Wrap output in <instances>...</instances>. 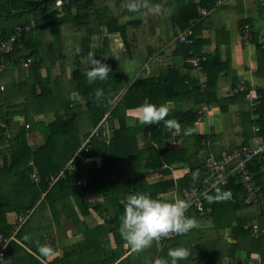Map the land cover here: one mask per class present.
I'll use <instances>...</instances> for the list:
<instances>
[{
    "label": "crops",
    "instance_id": "1",
    "mask_svg": "<svg viewBox=\"0 0 264 264\" xmlns=\"http://www.w3.org/2000/svg\"><path fill=\"white\" fill-rule=\"evenodd\" d=\"M25 1L36 0H15L16 7L6 0H0V37H9L17 26L35 21V26L27 31L18 50L14 52L16 62L6 66L0 73V121L8 126L7 129L0 127V131L6 134L4 144L0 143V201L3 204L2 218L9 229L29 209L26 206L32 196L31 190L19 182L21 167L10 170L4 166L6 162L8 166L10 164V147L17 139L23 138L31 149H36L45 139L40 126L51 123L57 113L64 112L70 106H85L84 98L75 90L76 80L73 76L78 70L84 75L90 56L114 67L111 83L116 84V100L137 79L158 77L167 68L172 70L174 67L180 75L188 76V79L196 76L194 68L190 69L187 65L191 57H184L183 46L175 37L176 28L172 23V16L181 10V0H142L149 7L151 3L158 5V14L146 7L134 13L129 12L126 8L128 0H78L75 3L72 0L70 5L63 6L55 14L41 15L23 8ZM205 3L208 13L195 20L196 37L202 39L206 46L207 58H210L208 70L214 74L219 71V75L214 87L215 100L209 103V114L202 121H196L194 133L213 136V150L216 153L240 145L247 137L251 138L249 144L253 147L261 137L255 136L258 127L254 124L251 127L250 124L256 118L254 110L260 102V93L264 92V0H207ZM119 26L125 28V33L117 30ZM245 29L248 30V38L244 37ZM251 31L257 35L260 46L253 42ZM30 52L32 55L24 58ZM27 59L31 61L25 66ZM218 67H222L221 70ZM114 77H121L122 85L116 83L117 78ZM240 87L244 89L235 92ZM95 88L103 90V81L98 80ZM245 90V95L235 97ZM176 96L182 99L167 100L169 110L183 111L206 104L195 105L193 96L187 98L189 94L185 92ZM45 97L47 101H43ZM222 102L228 107L225 112L221 110ZM45 107L57 110L44 112ZM139 114V106L126 110L129 126L133 127L139 122ZM77 123L82 127L79 133L81 138L91 121L85 115ZM19 133L22 135L20 138ZM7 139L10 144L6 143ZM174 141L175 147L183 144L182 138H173L169 144L172 145ZM185 143L193 151L195 142L192 138ZM5 155L8 157L5 158ZM94 157L100 166L101 157ZM30 165L33 166V162ZM186 168L185 165L177 166L173 172L181 175ZM262 173L264 184V160ZM44 195L33 205L35 208L24 220L26 222L20 221L24 223L20 236L25 241L8 247L10 256L7 263L36 264L28 254L30 252L41 259L43 264H53L56 257L66 259L68 248L84 245L86 229L103 222L96 212L84 214L73 197L65 206L55 202L52 207L46 200L45 203L42 201ZM163 196L171 200L181 195L171 190ZM262 196L258 205L247 204L235 215L248 219L250 223L255 221L259 226L257 237L251 232L240 237L234 236L231 228H215L212 215L203 216L205 214L199 213L195 217L192 215L194 210L187 209L186 215L196 220V225L187 234L169 233L142 251L128 250L123 258L128 257L126 260L130 262L126 261L125 264H159L161 259H166L168 249L177 246L186 247L190 252L178 264H264ZM43 203L46 207L40 206ZM76 218H79L77 223ZM106 236L105 241L103 238L106 244L96 253L98 264L99 259L103 258L105 246L106 250L116 248L113 233ZM218 239L225 249L221 246L218 248ZM211 242L212 246L208 249ZM44 244L51 248L48 256H42L38 251V247ZM124 248H127L126 244ZM88 252L80 253L77 258L72 257L63 263L59 259V262L85 264ZM114 264H119V260Z\"/></svg>",
    "mask_w": 264,
    "mask_h": 264
},
{
    "label": "trees",
    "instance_id": "2",
    "mask_svg": "<svg viewBox=\"0 0 264 264\" xmlns=\"http://www.w3.org/2000/svg\"><path fill=\"white\" fill-rule=\"evenodd\" d=\"M6 1L12 3L13 7H16L15 0ZM55 1L56 0L25 1L22 7L28 8V11L34 12L36 15H41L43 13L55 14L57 10L50 9V5ZM206 1L207 0H203L200 5L207 7ZM71 2L73 1L71 0ZM71 2L68 5H70ZM75 2H78V0H75L73 3ZM210 2L213 3V1ZM181 3V10L172 16V23L173 27L176 28L175 30H185L188 27L193 28L194 43L190 45L181 42L184 49L183 55L185 58H189L191 57L190 50H193L195 54H201V48L204 44L202 39L196 37L197 32L194 26L196 24L195 20L200 18L201 14L199 12V4L194 0H181ZM154 4L155 3H151V5ZM124 29L123 26L117 27V30H120L122 33H125ZM26 33L27 32H24L15 43L14 50L4 55V57L12 58L16 62L14 52L18 50V45L23 41ZM251 34L253 35V42L259 45L255 32L251 31ZM4 38H7V36L0 37V41ZM31 55V52L27 53L24 55V58H28ZM209 59L208 57L203 65L207 85L204 90L201 89L200 81L196 76L188 79V76L180 75L178 70H175L173 67L172 70L167 68L158 77L149 76L137 79L119 100H116V84L113 85L111 83L114 68L111 64L107 65L110 72L108 73L107 79L103 80L104 95L100 100L95 98V86L98 80L89 83L85 75L81 74L80 70H78L73 76V79L76 80L75 90L84 98L85 106L82 104L70 106L65 109L64 112L61 111V113H57V117L51 123L42 125L40 128L42 129L45 139L36 149H31L26 139L23 140V138H20L22 135L19 133L20 136L18 135V138L20 139H17L16 143L10 147L11 165L9 164L8 166L6 162L4 166L10 170H13V167L14 169L19 166L21 167L18 173L19 182L25 185L27 189L29 188L33 196H31L29 205L26 206L27 209L32 208L33 205L41 199L43 194L45 195L42 201L44 202V200H46L52 207L56 204L55 202H61L65 206L69 202L70 197H73L84 214H89L93 211L103 219L101 224L86 229L85 243L83 246L65 249L66 259H64V257H56L53 260V264H61L72 257L77 258L78 255L80 256V253H84L87 250H89V252L87 253L88 259L87 261L85 260V264H98V255L96 253H99L101 251L100 247L106 244V242H104L107 238L106 235L110 233H113L116 248L106 250L105 246L103 258L99 259V264H114L118 260L119 264H125L126 261H128L126 260L128 257L123 258V256L128 250H131V248L128 246L124 248L126 243L123 241L119 231L120 216L123 210L120 204L122 198L126 197L128 194L138 192H143L153 197H161L171 190H176L179 195L183 196L186 189L189 190L194 187L202 189L201 183L211 169L206 158L208 148H206L202 142L208 137L212 140H214V138L213 136L211 137L210 134L194 133V125L198 117V108L192 107L183 111L169 110L165 119L175 118L180 124L179 131L166 130L162 126V122L152 125H144L138 122L133 127L129 126L127 123L129 116L126 115V110L140 106L145 100L159 105L167 102V100L178 99L181 98V96L178 97L176 94L182 92L189 94L187 98L193 96L195 105L214 102V87L219 71H216L214 74L211 70H208ZM187 65L190 69L193 68L191 63L187 62ZM220 68L222 67H218V69ZM186 79H188V81H185ZM115 80L116 83L122 85L121 77ZM246 93L247 90L243 91L242 94H237L235 97L240 98ZM260 95V102L254 110L256 118L250 124L251 127L254 125L258 127V131L255 133V136L258 137L264 136V92H261ZM221 110L223 112L228 110V107L225 106L223 102L221 103ZM107 113L109 114L108 129L102 128L100 134L93 137L90 151L86 153V157L100 156L102 159L101 165L98 166L96 161H88L85 157L79 162L80 178L87 179L85 185L77 184L78 181H74L73 178L61 179L54 185H51L48 180L49 174L63 169L65 164L81 146L82 135L80 138L79 133L82 127L77 121L81 120L86 115L91 121V124L88 125L87 131L85 130V132H89L90 125H97ZM50 126L52 128L47 132ZM29 127L34 128L35 126L29 125ZM185 128H191L192 132L187 135L184 134ZM106 131H108L109 134H104ZM5 135L4 132L0 134V143L2 144H4ZM173 138L176 140L182 138L183 144L180 147L170 145L169 143ZM191 138L195 142L193 151H190L185 143ZM169 139L171 140L167 141ZM250 139V137L245 138L240 145L233 148L250 147ZM213 151L216 153L215 150ZM216 154L221 155L222 152ZM7 157L8 156L5 155V158ZM263 160L264 155L258 156L248 165L253 175L255 186L260 190L262 195H264V184L262 182ZM31 162H33V166L30 165ZM184 165L187 167L186 170L175 179V177H173V169L175 167L177 168V166ZM195 170H198V176L194 180L192 173ZM32 173L38 174L39 179L37 181L31 177ZM217 188L221 190H230L231 199L209 202V200L204 197L203 211H197L192 207L189 209L194 210L192 212L195 213L192 215L195 217L200 214H205L203 216L212 215L215 228H220L222 230L227 227L231 228L230 231L232 235L237 237L248 232L253 234L248 219L235 216L239 209L247 205L244 202V188L242 184L237 181L236 175L232 176L228 183L218 184L213 187L208 192L207 196L214 195ZM26 196H28V194ZM44 203L40 206L42 207ZM2 207L3 204L0 205V226L3 233L6 236H10L19 223L17 222L13 228L9 229L2 218ZM44 207H46V205H44ZM63 210H65V207H63ZM75 221L77 223L79 218H76ZM23 226L24 223L20 225L19 229L16 231L9 246L11 244L18 245L17 242H21L22 240L25 241L23 237L20 236V231ZM34 249L37 248L34 247ZM6 254L7 259L4 264H9L7 263L10 256L8 248L6 249ZM28 254L34 259V263L43 264L42 260L37 256L34 254L32 255L31 252ZM59 259L63 261L60 263Z\"/></svg>",
    "mask_w": 264,
    "mask_h": 264
},
{
    "label": "built area",
    "instance_id": "3",
    "mask_svg": "<svg viewBox=\"0 0 264 264\" xmlns=\"http://www.w3.org/2000/svg\"><path fill=\"white\" fill-rule=\"evenodd\" d=\"M199 4V12L201 17L205 16L208 13V10L201 6L203 0H194ZM71 0H56L50 5V9L59 11L63 6L68 5ZM200 17V18H201ZM197 18L196 20H199ZM35 26V21H31L26 25H19L9 37L2 39L0 41V73L8 65L13 64L15 61L12 58H6L4 55L11 53L14 50L15 43L19 40L24 32L31 30ZM244 37L248 38V30L245 29ZM175 37L178 41L184 42L187 44H193L195 38L193 36V28L188 27L185 30L177 29ZM191 58L190 63L194 70L196 71V77L199 79L201 84V89L206 88V74L203 68L204 62L207 60V51L206 46L203 45L201 49V54H195L193 50H190ZM30 59L24 62V65L27 66L30 63ZM244 87L236 88L235 92L243 90ZM209 114V104H204L198 109L197 121H202ZM109 114L107 113L95 126H91L89 132H86L82 135L81 146L74 153L73 157L65 164L63 169L60 171L49 174L48 180L51 185H54L57 181L61 179L73 178L74 181H78L77 184L85 185L87 182L86 178H80V164L79 162L86 157V153L90 151L92 139L94 136L100 134L102 128L108 129L109 127ZM108 122V123H104ZM0 127L7 129L8 126L6 123L0 121ZM108 131L104 132L107 134ZM7 144H10V140L7 139ZM202 144L208 148L206 154L207 161L210 165V172L205 176L204 180L201 183L202 189L199 187H194L192 189H186L184 195L180 198L186 199L190 202V208H195L197 211H203V198L207 196L208 192L218 184L228 183L230 178L234 175L237 177V181L240 182L244 188V202L250 205H258L262 200V195L259 193L258 188L255 186L253 180V175L249 168V163L258 156L264 155V136L260 137L255 146L253 147H241L233 148L227 151H223L221 155H217L212 150V145L214 144L213 140L208 137L204 139ZM211 148V149H209ZM88 161H95V157H86ZM31 177L37 181L39 176L37 173H32ZM1 205V201H0ZM35 207H32L24 213L21 220L25 222L27 216L33 212ZM20 220V221H21ZM18 222L13 230V234L6 236L0 226V264H4L7 259L6 249L8 248L10 241L14 238L16 231L19 229L20 225L23 223ZM253 234L257 237L259 234V226L254 221L250 223Z\"/></svg>",
    "mask_w": 264,
    "mask_h": 264
},
{
    "label": "clouds",
    "instance_id": "4",
    "mask_svg": "<svg viewBox=\"0 0 264 264\" xmlns=\"http://www.w3.org/2000/svg\"><path fill=\"white\" fill-rule=\"evenodd\" d=\"M141 7L148 8L153 13H159L158 5L149 7L142 0H128L126 8L129 12H136ZM109 67L93 56L89 57L88 67L84 75L89 83L94 81H103L107 79ZM104 93L102 89L95 90V98L100 100ZM169 112L167 103L159 105L145 100L139 106L138 120L144 125H152L162 122V126L168 130H180V124L175 118H167ZM191 128H185L184 134H190ZM198 176V170L193 171L192 177L195 180ZM209 202L231 199L230 190L216 189L214 195L206 196ZM122 212L120 216L119 231L126 246L134 251H142L152 245L153 241H158L166 237L169 233L185 234L195 225L196 220L186 215V210L190 202L183 198L167 199L163 196L153 197L149 194L138 192L128 194L120 200ZM25 239H28L25 236ZM42 256L51 254L49 245L44 244L38 247ZM189 249L183 246L169 248L166 253V259H161L159 264H178V261L184 260L189 256Z\"/></svg>",
    "mask_w": 264,
    "mask_h": 264
},
{
    "label": "rangeland",
    "instance_id": "5",
    "mask_svg": "<svg viewBox=\"0 0 264 264\" xmlns=\"http://www.w3.org/2000/svg\"><path fill=\"white\" fill-rule=\"evenodd\" d=\"M73 98H74V97H73ZM44 100L47 101V98L45 97V98L43 99V101H44ZM30 109H31V108H30ZM198 109H199V108H198ZM43 110H44V112H45V111L50 112V111L57 110V109H56V108L48 109L47 107H45ZM42 124H44V123H42ZM44 125H48V124H44ZM40 127H41V126H40ZM51 128H52L51 126L48 127L47 132L50 131ZM172 146L175 147V141L173 142ZM173 175H174L175 178L179 176V175H178L177 173H175V172H173ZM252 206H255V205H252ZM248 223H250V221H249ZM204 231L206 232L207 230H204ZM208 232H209V230H208ZM185 234H187V233H185ZM185 234H183V235H185ZM183 238H184V236H183ZM217 244L219 245V240L217 241ZM211 246H212V242L210 243V247L208 246L207 248L210 249ZM220 246H221L222 248L225 249L223 243H220V245L218 246V248H220ZM137 255H138V254H137ZM209 259L212 260V257H210ZM131 260H133V259H131Z\"/></svg>",
    "mask_w": 264,
    "mask_h": 264
},
{
    "label": "water",
    "instance_id": "6",
    "mask_svg": "<svg viewBox=\"0 0 264 264\" xmlns=\"http://www.w3.org/2000/svg\"><path fill=\"white\" fill-rule=\"evenodd\" d=\"M198 246V245H197ZM249 264H252V263H249Z\"/></svg>",
    "mask_w": 264,
    "mask_h": 264
}]
</instances>
